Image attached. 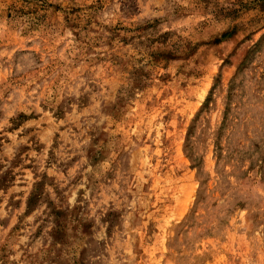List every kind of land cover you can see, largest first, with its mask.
Returning <instances> with one entry per match:
<instances>
[{
  "label": "rangeland",
  "instance_id": "obj_1",
  "mask_svg": "<svg viewBox=\"0 0 264 264\" xmlns=\"http://www.w3.org/2000/svg\"><path fill=\"white\" fill-rule=\"evenodd\" d=\"M0 264H264V0H0Z\"/></svg>",
  "mask_w": 264,
  "mask_h": 264
}]
</instances>
